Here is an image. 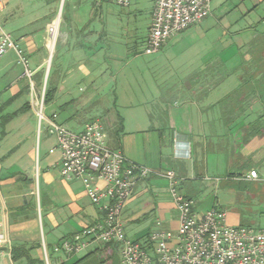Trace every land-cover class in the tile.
Instances as JSON below:
<instances>
[{
  "label": "crops",
  "instance_id": "crops-1",
  "mask_svg": "<svg viewBox=\"0 0 264 264\" xmlns=\"http://www.w3.org/2000/svg\"><path fill=\"white\" fill-rule=\"evenodd\" d=\"M54 1L53 16L44 26L49 53L46 63L39 50L42 42L38 34H25V25L16 18L19 7L9 10V1L0 14V18L3 14L9 17L7 30L1 19L0 23L26 52L33 67L32 77L40 74L37 83L31 80L32 85L28 86L19 81L17 74H10L9 68L2 66L4 60L0 61V108L4 109L1 115H11L25 107L24 112L0 128V133L4 132V136H0V224L9 240L8 245L0 248V264H100V244L97 243H89L69 257L53 252L60 242L76 237L101 219V213L91 204L82 183L60 176L61 151L49 129L53 117L63 127L80 132L90 122L87 120L100 116L106 123L105 143L109 149L119 151L129 162L153 173H175L179 180L178 192L193 198L198 213L214 208L210 191L216 188L220 177L228 174L234 178L237 173L230 157H240L241 165L250 161L257 166L264 163V117L258 113L259 109H264V103L255 99L228 100L227 97L239 89L241 81L235 80L231 88L226 87L223 82L229 74L218 75L224 63L217 62L209 40L202 44L192 67L175 73L176 80L171 83L164 80L161 86H152L141 99L117 96L111 104H99L97 100L103 92L113 91L114 77L122 76L124 56L112 55L109 49L102 55L86 52L80 45L90 40L88 33L92 34L91 39L100 38V25L94 24V11L84 7L80 0H69L70 10L64 17L66 0ZM243 1L253 2V8L246 11L250 14L264 4V0ZM96 3L100 6V2ZM58 15L60 22L55 35ZM204 24L200 22L170 38L161 53L171 44L189 38L190 33L193 39L199 32L209 36ZM121 44L118 50L122 48L124 52ZM46 82L54 94L52 100L43 103L38 110L30 92L34 86L38 88ZM233 107L236 110L232 111ZM254 123L261 124V136L245 144V135ZM34 126H37L36 134ZM261 171L264 166L260 171L250 169L246 178L250 172L259 177ZM98 186L104 188L105 185L100 181ZM188 189L193 196H189ZM124 211L122 222L131 227L140 226L152 216L154 222L162 220L161 229H178L179 226L177 217L174 222L170 218V212L177 210L169 195L168 183L155 175L136 182L122 214ZM154 222L147 224L143 233L140 229L134 230L136 236L130 240L145 239L154 230ZM16 245L32 249L30 260H11L10 251Z\"/></svg>",
  "mask_w": 264,
  "mask_h": 264
},
{
  "label": "built area",
  "instance_id": "built-area-1",
  "mask_svg": "<svg viewBox=\"0 0 264 264\" xmlns=\"http://www.w3.org/2000/svg\"><path fill=\"white\" fill-rule=\"evenodd\" d=\"M9 1L0 0V14ZM96 1L120 7L130 3V0ZM211 2L155 0L143 53H158L170 38L207 19L211 15ZM10 50L18 55L31 84L28 61L21 57V51L0 23V59ZM49 129L61 151L60 176L80 181L91 204L101 213L97 223L84 228L76 237L60 242L53 248L54 253L69 257L89 243H97L117 246L119 264H264V230L228 226L225 212L217 208L198 213L195 202L178 192L179 180L175 173H153L129 162L119 151L109 149L98 121L88 122L80 132H73L53 117ZM151 175L168 183L169 195L179 214L178 230L173 235L162 233L161 224L157 222L145 239L127 240L122 212L136 182ZM247 179L257 180L258 175L250 172ZM100 181L104 188L98 186ZM8 244L0 224V248Z\"/></svg>",
  "mask_w": 264,
  "mask_h": 264
},
{
  "label": "rangeland",
  "instance_id": "rangeland-1",
  "mask_svg": "<svg viewBox=\"0 0 264 264\" xmlns=\"http://www.w3.org/2000/svg\"><path fill=\"white\" fill-rule=\"evenodd\" d=\"M54 2V0H11L9 4V10L13 6L19 7L20 11L16 18L18 21L20 20L22 25H25L23 27L24 33L30 36L33 33L38 34L37 36H39L42 42L39 50L45 63L47 62L49 53L46 48L47 37L44 32V26L53 16ZM79 2L84 7H89L94 11V24L100 25V38L96 40L94 38L91 39L92 34L88 33L90 40L80 46L86 52H93L94 54L99 53L102 55L109 49L112 55L124 56L122 58L123 61H121L124 72L122 76L114 77L112 80L113 91L109 92L108 90L107 92H103L97 100L99 104L103 105L111 104L117 96L120 99H141L152 86H161L164 84V80L168 83L176 80L175 73L192 67V64L200 53L202 44L207 40L210 41L211 49L214 48L213 53L217 62L224 63L223 69L218 70V75L229 74L228 77H225L223 83L226 87L231 88L235 84V80L241 81V78L244 79L246 78L245 75H248V72L243 71L240 59L241 54L246 51L247 44L255 34L264 35V4H260L258 10L250 14L246 11L253 8V2L251 1L212 0L211 15L201 22V24L206 23L207 27L205 29L209 32V36L205 37V34L199 32L198 34H194L195 37L193 39L192 33H190L189 38H185L179 44H173V46L171 44L165 52L161 53L162 50H160L153 55H145L143 50L149 35L151 12H153L151 10L155 0H130L127 7H120L113 3H100V6H97L96 0H80ZM64 6L63 16L66 17L70 10L69 0H66ZM0 19L7 30L10 23L6 24V20H9V17L3 14ZM85 32L82 33L84 34ZM14 43L21 51V57L28 61L23 48L15 41ZM120 43L125 47L124 52L121 51L122 48L120 51L118 50ZM212 44L214 45L212 46ZM57 46L58 48L60 47L59 45ZM101 49L103 52H101ZM159 58L161 60L156 63ZM2 60H4L2 66L9 68L10 74H17L19 81L29 86V79L25 75L24 66L21 64L14 50L8 51L0 59V61ZM27 68L33 71V67L29 61ZM218 68L221 67L218 66ZM231 72L232 75H230ZM39 77V73L35 74L31 80L37 83ZM97 80V83L100 84L99 77ZM47 84L46 82V84L39 85L38 88L34 86L33 90H30V93L34 96L33 102L38 106V110L41 109L44 103V97L48 89ZM98 105L97 108L100 109ZM254 111L256 115V110ZM263 111V109H259L258 113L262 114ZM87 121H98L104 130L105 137L106 123L103 118L97 116ZM36 131L37 126H34L35 134ZM230 158L231 166L232 168H237V173L234 178L228 177V174L220 177L216 188L210 191L214 208L225 212L226 224L228 226L264 230V171L259 172L257 180L246 178V173L250 169L260 171L264 163L257 166L250 161L241 165L240 157L232 156ZM190 192L191 189H188L187 193H189V196H193ZM188 198L191 199L192 197ZM125 214L126 211L122 214L123 218ZM176 217L179 220L178 211H171L170 218L173 222ZM158 220L154 222L152 216L138 227H131V224L128 225L124 221L122 222L123 233L130 240L133 238L132 236H136L134 235L136 233H133L134 230L140 229V232L143 233L144 227L147 224L153 222L154 224L157 222L162 223L160 218ZM176 230L178 229L175 227L165 230L161 229L160 226V232L165 234L173 235ZM46 255L44 251V259L47 261ZM117 256L118 254L114 250L104 249V246L100 244V260L103 261L102 264H119Z\"/></svg>",
  "mask_w": 264,
  "mask_h": 264
},
{
  "label": "trees",
  "instance_id": "trees-1",
  "mask_svg": "<svg viewBox=\"0 0 264 264\" xmlns=\"http://www.w3.org/2000/svg\"><path fill=\"white\" fill-rule=\"evenodd\" d=\"M253 29V28H252ZM241 67L244 69L243 71L248 72L246 74V78H241V84L237 91L228 96V100L232 102L236 101H244L246 99H255L260 103H264V35L263 34H255L253 38L249 41L246 47L245 53L241 54ZM244 76V77H245ZM54 91L51 89L46 90V94L44 97V103H49L52 100ZM3 108H0V128L3 129L4 125L11 120L13 117L18 115L21 112H24L25 107L18 112H15L11 115L2 116ZM236 110V107L232 108V111ZM264 110V109H263ZM260 117H264V111L260 115ZM119 127L122 126V120L119 119ZM260 123H254L250 125V130L245 135L243 143H247L251 138L256 136H261L260 133ZM0 136H4L3 130L0 133ZM104 249L114 250L117 253V246L112 244L103 245ZM31 248H27L24 245H16L11 251V260L16 262L21 258H25L30 260V251ZM103 261L100 260V264ZM97 264V263H96Z\"/></svg>",
  "mask_w": 264,
  "mask_h": 264
},
{
  "label": "bare ground",
  "instance_id": "bare-ground-1",
  "mask_svg": "<svg viewBox=\"0 0 264 264\" xmlns=\"http://www.w3.org/2000/svg\"><path fill=\"white\" fill-rule=\"evenodd\" d=\"M59 19H60V15H58L57 18H56V20H55V24H54L55 35H56V30H57L58 23L60 22ZM53 38H54V37H53ZM38 115H39V117L41 116V115L39 114V111H38Z\"/></svg>",
  "mask_w": 264,
  "mask_h": 264
}]
</instances>
